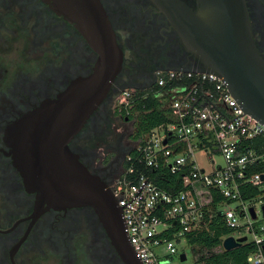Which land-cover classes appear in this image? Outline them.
Returning <instances> with one entry per match:
<instances>
[{
  "label": "flooded vegetation",
  "instance_id": "obj_1",
  "mask_svg": "<svg viewBox=\"0 0 264 264\" xmlns=\"http://www.w3.org/2000/svg\"><path fill=\"white\" fill-rule=\"evenodd\" d=\"M122 52L121 67L68 143L113 190L132 150L136 119L118 104L124 89H148L170 69H200L153 0H97ZM264 58V4L246 0ZM194 9L198 0H187ZM98 53L49 0H0V264H127L92 206L39 205L20 167L28 116L94 72ZM130 121V127L120 123ZM24 127L23 130L20 128Z\"/></svg>",
  "mask_w": 264,
  "mask_h": 264
},
{
  "label": "built area",
  "instance_id": "obj_2",
  "mask_svg": "<svg viewBox=\"0 0 264 264\" xmlns=\"http://www.w3.org/2000/svg\"><path fill=\"white\" fill-rule=\"evenodd\" d=\"M134 96L135 91L124 89L118 104L128 111ZM143 96L157 101L167 120L136 140L125 158L129 165L113 187L141 262L204 264L189 238L208 229L221 214L231 235L247 236L246 241L257 244L248 264H264V225L255 226L260 214L264 218V124L244 112L221 77L201 69L161 71ZM198 154L208 156L210 171L200 164ZM212 154H219L223 162ZM259 164L262 171L252 172ZM137 165L180 174L183 186L166 190L148 173L137 171ZM242 187H256L260 193L245 199ZM257 199L259 206L252 203ZM233 202L239 204L221 207ZM224 239L217 247L224 249ZM188 247L193 249L191 262Z\"/></svg>",
  "mask_w": 264,
  "mask_h": 264
},
{
  "label": "water",
  "instance_id": "obj_3",
  "mask_svg": "<svg viewBox=\"0 0 264 264\" xmlns=\"http://www.w3.org/2000/svg\"><path fill=\"white\" fill-rule=\"evenodd\" d=\"M49 1L76 24L98 53V60L91 75L75 81L58 99L27 117L28 127L19 136L24 157L21 170L29 190L37 193L40 206H92L125 262L143 264L113 190L68 146L106 96L121 67V49L97 0ZM153 2L168 16L180 41L199 58L200 69L221 77L244 112L264 124V58L252 35L247 1L198 0L196 9L187 0ZM251 212L255 217L253 208ZM246 240L247 236L229 235L223 246L231 250ZM185 258L182 253L181 260Z\"/></svg>",
  "mask_w": 264,
  "mask_h": 264
},
{
  "label": "trees",
  "instance_id": "obj_4",
  "mask_svg": "<svg viewBox=\"0 0 264 264\" xmlns=\"http://www.w3.org/2000/svg\"><path fill=\"white\" fill-rule=\"evenodd\" d=\"M145 89L136 90L135 96L131 105L128 106L130 118L136 119V131L134 139L137 140L144 133L155 127L159 123L167 120L166 114L163 109L158 106V102L151 98H144ZM129 161L125 159V169H127ZM263 167L254 165L251 168L252 172L262 171ZM136 170L144 171L150 175V177L160 187L174 191L182 188V180L180 174H174L166 168L158 169H143L140 166H136ZM245 191L241 188L243 198L247 199L256 196L260 193L256 187H249ZM218 201L224 200L222 196H217ZM232 229L229 228L222 220V215L219 214L214 216L212 221L209 223L208 229L203 230L197 235L190 236L189 242L193 245H197L198 249H211L219 246L224 236L232 233ZM257 244L254 241L243 242L240 246L231 249L212 252L206 256H202L204 264H248V255L256 250Z\"/></svg>",
  "mask_w": 264,
  "mask_h": 264
},
{
  "label": "rangeland",
  "instance_id": "obj_5",
  "mask_svg": "<svg viewBox=\"0 0 264 264\" xmlns=\"http://www.w3.org/2000/svg\"><path fill=\"white\" fill-rule=\"evenodd\" d=\"M130 124H131L130 121H128V122L126 121V122H123V123L121 122V123H120V126H121V128H125V129H127V128L130 127ZM135 142H136V140H134V142H133V144H132V147L134 146ZM212 155H213V158H214L217 162H220V163L223 162L222 157H221L219 154H212ZM198 159L200 160V164H201L202 166H204L205 168H207V170L210 171V170L212 169V165H211L210 160L208 159V156H207L206 154H198ZM252 203H255L257 206H259V200H258V199L255 200V201H252ZM238 204H239L238 202H233V203H229V204H227V205L223 204L221 207H228V206L236 207ZM261 225H264V218H263V216L260 214V215L258 216V218L256 219V221H255V226H256V227H259V226H261ZM237 236H238V235H237ZM251 238H252V236H251V235H248V239H251ZM183 243H184V242H183ZM196 248H199V247L196 246ZM184 249H185V247H184ZM221 250H222V249L219 248V247L213 248V249H211L210 251H208L207 249H199V250H198V253H199V256H206V255H208V254H210V253H212V252H217V251H221ZM186 251H187V253H188V262H191V261L193 260V255H192V251H193V249H192V247H188V248H186ZM173 262H174V263H178L179 260H178V259H174Z\"/></svg>",
  "mask_w": 264,
  "mask_h": 264
},
{
  "label": "crops",
  "instance_id": "obj_6",
  "mask_svg": "<svg viewBox=\"0 0 264 264\" xmlns=\"http://www.w3.org/2000/svg\"><path fill=\"white\" fill-rule=\"evenodd\" d=\"M232 232H233V231H232ZM231 234H232V233H231ZM231 234H229V235H231ZM229 235H227V236H229ZM227 236H224V237L226 238ZM224 237H223V238H224ZM223 241H224V240H223Z\"/></svg>",
  "mask_w": 264,
  "mask_h": 264
}]
</instances>
